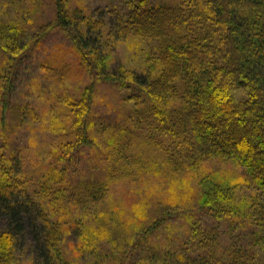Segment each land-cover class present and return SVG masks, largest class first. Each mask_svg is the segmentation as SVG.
Wrapping results in <instances>:
<instances>
[{"label": "trees", "instance_id": "obj_1", "mask_svg": "<svg viewBox=\"0 0 264 264\" xmlns=\"http://www.w3.org/2000/svg\"><path fill=\"white\" fill-rule=\"evenodd\" d=\"M127 5L128 27L136 36L159 44L158 57L163 68L151 82L134 72H129L130 79L117 78L115 73L107 72L106 76L97 73L90 59L97 55L91 56L90 52L87 55L84 52L87 44L66 30L74 18L66 12L63 0H55L54 27L62 29L73 42L78 41L75 43L78 59L85 62L90 75L89 86L80 100L70 105L69 111L73 115L72 128L80 135L79 144H93L88 117L94 83L118 86L125 92L124 102L133 104L130 115L135 127L144 122L148 128L141 138L143 145H148L150 150L162 147L171 176L197 172L212 160H232L244 170V174L237 175L216 169L212 176L200 180L199 194L190 206L166 207L145 230L141 229L139 237L165 222L166 228L181 219L186 225L181 239L169 234L166 244L153 245V252L149 249L151 260L155 257L156 264H264V86L261 82L264 69L260 64L264 31L255 28L262 23L264 28V0H180L175 7L152 6L148 0H128ZM239 11L249 16L244 24L234 22L233 16ZM81 18L73 22L75 28L83 22ZM0 26L2 34L15 29L13 24ZM14 44L9 45L10 58L17 65L24 50ZM176 81L180 82L179 89ZM10 91V81L3 77V110L8 106ZM155 97L165 102L164 114L151 102ZM175 101L179 105L171 106ZM147 114L149 117L145 119L143 115ZM157 121L165 123L159 125ZM156 131L163 134L164 140L156 137ZM106 158L109 163V157ZM110 160L104 183L83 182L74 187L72 182L71 190L58 201V209L60 205L70 207L78 203L83 208L91 206L90 203L102 199L113 180H123L114 155L111 154ZM15 161L5 152L0 153V264H11L27 244L33 264H66L59 259V234L49 219L56 211L51 212V204L43 208L35 192L28 193V188L17 178V168L11 164ZM63 176V173H57L55 178L46 175L44 185ZM75 206V211L71 210V214L75 213L74 220L81 213ZM203 215L224 225L223 233L229 234L226 243L220 241L223 233L218 225L200 220ZM164 249L166 254L159 255Z\"/></svg>", "mask_w": 264, "mask_h": 264}, {"label": "rangeland", "instance_id": "obj_2", "mask_svg": "<svg viewBox=\"0 0 264 264\" xmlns=\"http://www.w3.org/2000/svg\"><path fill=\"white\" fill-rule=\"evenodd\" d=\"M127 1L63 0L73 22L77 17L83 19L80 29L69 20L71 25L66 30L87 44L84 51L87 55L89 52L91 56L97 55L90 58L97 73H115L117 78L130 79L129 72H134L151 82L159 77L163 68L158 57L159 44L136 36L128 27ZM148 1L152 6L167 7H175L180 2ZM247 16L239 11L233 16L234 22L244 24ZM56 17L55 0H0V25L15 27L2 34L0 26V153L16 159L11 164L17 168V178L28 188V193L35 192L43 208L51 204V212L56 211L49 219L51 227L59 234L57 248L61 261L66 264H156L155 257L151 260L149 249L153 252V245L166 244L169 234L181 239L186 226L184 219L171 228H166L165 222L139 237L141 229L145 230L166 207L190 206L199 194L200 180L212 176L216 169L237 175L244 174V170L232 160H212L197 172L171 176L162 147L150 150L148 145H143L141 138L148 128L144 122L135 127L130 115L133 104L124 102L125 92L112 83L100 81L94 83L88 117V131L92 128L89 138L93 144L81 146L69 111L70 105H75L89 86L90 75L85 62L78 59L75 47L78 41L73 42L62 29L54 27ZM262 24L255 28L264 31ZM43 31L46 33L42 34ZM10 42L24 50L17 65L10 58ZM261 63L264 69V54ZM3 77L11 84L5 110L1 103ZM176 82L179 89L180 82ZM261 82L264 86V80ZM151 102L165 113L166 104L161 97ZM178 105L177 101L171 104ZM143 116L149 117L148 114ZM156 123L162 125L165 121ZM154 134L164 140L162 133ZM111 154L123 180L112 179L102 199L90 203L91 206L74 205L81 212L75 220V213L71 214L73 205H60L58 209V201L71 190L72 182L74 187L83 182L104 183L109 175L107 166ZM57 173H63V178L44 185L46 175L55 178ZM200 220L218 225L223 233L222 223L205 215L200 216ZM227 238L228 231L221 234V243H226ZM173 243L177 245L174 240ZM190 244L195 247L193 242ZM27 247L28 244L23 251H18L17 260L12 259L11 264H33ZM165 249L158 254H164Z\"/></svg>", "mask_w": 264, "mask_h": 264}]
</instances>
